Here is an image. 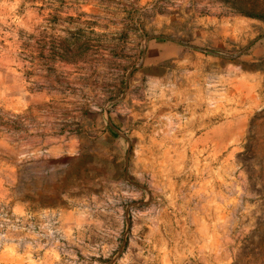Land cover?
<instances>
[{"label":"rangeland","instance_id":"obj_1","mask_svg":"<svg viewBox=\"0 0 264 264\" xmlns=\"http://www.w3.org/2000/svg\"><path fill=\"white\" fill-rule=\"evenodd\" d=\"M232 3L0 0V264H264V10Z\"/></svg>","mask_w":264,"mask_h":264},{"label":"trees","instance_id":"obj_2","mask_svg":"<svg viewBox=\"0 0 264 264\" xmlns=\"http://www.w3.org/2000/svg\"><path fill=\"white\" fill-rule=\"evenodd\" d=\"M238 10L245 12L246 14L249 15H254V16H261V10L264 9H258L257 5L254 3H250L248 1L244 0H233L232 3ZM261 6V5H260Z\"/></svg>","mask_w":264,"mask_h":264}]
</instances>
